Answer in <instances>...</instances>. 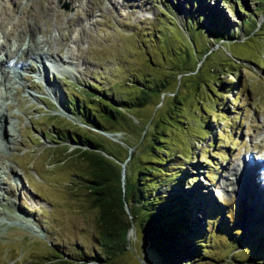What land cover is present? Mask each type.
<instances>
[{
    "label": "rangeland",
    "instance_id": "rangeland-1",
    "mask_svg": "<svg viewBox=\"0 0 264 264\" xmlns=\"http://www.w3.org/2000/svg\"><path fill=\"white\" fill-rule=\"evenodd\" d=\"M194 1L197 24L209 30L202 7L220 9L226 15L225 24L236 33L234 43H215L196 24L186 27L185 0H0L3 49L8 44L6 36L13 38L11 45L14 36L17 43L27 42L26 36L35 32L37 38L48 37L61 56H67L66 48L77 54V58L69 57L65 69L53 58V64L46 65L50 80L30 72V81L38 87H28L27 81L24 90L36 96L21 89L17 96L24 112L14 105L17 101L10 105V119L21 128L4 161L13 166L18 179L7 178V201L0 203V221H4L0 223V264H46L44 260L53 258L56 249L78 257L99 248L98 212L83 185L87 164L73 153L74 145L60 139L55 144L43 135L61 133V128L89 130L117 157L113 161L124 165V181L135 178L138 163L147 165L152 160L154 179L164 182L171 174L179 181L172 198L191 200L192 192L201 194L197 200L203 213L194 239L203 252L193 264H264V204L251 201L242 189L244 176L239 174L247 159L264 161V66L258 67L264 63V24L246 40L240 24L243 17L245 24L249 19L234 10L238 8L234 0ZM238 1L247 13L257 14L258 23H264V0ZM70 22L72 33L65 39L62 35ZM225 34L230 39L234 35L231 30ZM190 44L196 45L198 57L192 55ZM207 44L215 50L213 57L200 66L199 75L186 76V69L198 64ZM228 50L255 62L231 65ZM8 55L12 56L7 54V59ZM213 65L225 68L210 72ZM48 82L51 90L44 86ZM173 88H177L176 98L168 93ZM144 96L142 106L122 104L123 114L116 115L111 133L93 130L79 120L83 118L79 107L109 103L108 98L131 102ZM172 119L182 123L174 126ZM156 136L163 141H157L158 150L151 153L146 144ZM128 154L134 159L127 160ZM158 159L166 161L160 164ZM17 217L38 231L13 222ZM126 237L132 249L122 256L124 264H142L138 255L148 264H164L134 229L128 228Z\"/></svg>",
    "mask_w": 264,
    "mask_h": 264
},
{
    "label": "trees",
    "instance_id": "trees-1",
    "mask_svg": "<svg viewBox=\"0 0 264 264\" xmlns=\"http://www.w3.org/2000/svg\"><path fill=\"white\" fill-rule=\"evenodd\" d=\"M190 1L194 6L193 9L190 8ZM226 1L227 0H224V2ZM234 2L238 5V8L235 7L234 10L241 15L246 14L249 19L247 24H245L247 19L246 17L242 18L243 24H240V29L245 31L246 40L252 39L260 32L259 29L264 23H258L256 18L257 14H255V12L247 13L244 5L238 0H234ZM196 7H198L196 1L185 0L184 10L186 14V27H193L196 24L200 30H203L205 37L208 35L215 43L222 41L232 42V40L235 39L236 33L231 27L228 28V25L225 24L228 23V21L226 15L221 12L220 9L215 8V10L211 9L209 11L208 7H202V14L206 15L208 18L206 26L209 30H206L203 24H197L196 17L199 15L197 16L195 13L192 14L195 12L192 10ZM228 30L234 33V35H231V39L228 37L226 38L225 33H227ZM206 42H208V38ZM195 48L196 45L191 46L192 55L197 56ZM211 48L212 46L209 44L202 48L199 53L200 58L198 59V64H194L191 70L186 69V76L196 77L199 75L201 71L200 66L213 57L212 55L215 50ZM228 51L226 56L230 58L231 65L238 64L239 62L237 61L255 62L253 59L238 57L233 55L230 50ZM262 58H264V55ZM263 66L264 63L262 66L259 65L258 67L260 68ZM215 67L217 68L216 65L210 66L208 70L213 72ZM224 68L225 67L217 68V70L222 71ZM180 87L181 83L179 82L177 88ZM177 88L176 91L173 88L171 91H168V93L176 98ZM158 91L161 92L162 90L158 89ZM100 92L103 93L104 90H100ZM104 95H106V92H104ZM108 100L111 102L107 103L104 101L101 105L99 104L97 106L89 104L87 108L79 107V113L83 117L79 119L80 122L87 127H91L93 130H103L111 133L116 128V115L118 113L123 114V105H134L135 107L142 106L147 100V97H140L131 102H129L130 100L122 102L121 100H114L111 98H108ZM75 104L77 103L75 102L74 105ZM62 105L66 108L65 104ZM66 110L68 111L67 108ZM100 117L102 120H100ZM172 121L174 126H176L175 123L180 122V120H176L175 122L173 119ZM61 129V133L59 131H57L58 133L53 131L50 135L46 132H44L43 135L46 140L55 144L58 143L55 140L60 139V141L64 143L68 142L74 145L76 151L73 153L81 156L87 164L83 185L88 187L90 202L98 212L97 225L99 234L97 242H99V248H97V250H92L90 254L86 253L78 257H68L60 252L59 249H56V255L53 258L44 260L46 264H124L122 256L127 249H132V244H130L126 237L128 228L131 230L134 229L135 232L139 233L145 243L154 249L153 251L160 263L193 264L195 260L200 261L202 257L200 252H203V250L200 248L199 243H197V239H194L199 230L198 226L201 225L200 216L201 213H203V206L200 205L197 200L198 197L201 196L198 191H195L194 194L192 192L193 196L191 200L190 198H172L174 192L172 189L178 186L177 183H179V181L176 180L175 175L171 174V177L164 182L159 181L158 178L154 179L152 175L155 172V168L152 163H155V161L152 160L146 161L148 163L147 165H145V163H142V165L138 163L139 167L134 173L135 178L129 182L128 178L124 181L120 171L121 165L113 161L117 159V157L105 149L96 138L92 137L89 130L80 131L77 128ZM85 131H87V133ZM157 141L162 142L163 140H161L159 136L153 137L151 141H148V144H146V149L151 153H153L154 150L156 152L158 150L156 148L157 146H155L157 145ZM64 143H62L63 147H68ZM139 144H141V141ZM69 152L64 153L65 157L69 156ZM171 154L174 153L171 152ZM106 156H111L112 159ZM125 158L129 161L134 159L130 154ZM164 161H166V159L162 161L159 159L156 160V162L160 164H163ZM119 162L122 164L125 161L119 160ZM125 163V165H127V162ZM161 187L164 188L160 189ZM168 190L171 193H167ZM125 208H127V210H125ZM222 212H225V210L219 213L222 214ZM203 219L206 220V216H203ZM221 220L223 224L226 225L224 218H221ZM138 257L139 259L142 258L139 255ZM142 264H148V262L143 259Z\"/></svg>",
    "mask_w": 264,
    "mask_h": 264
},
{
    "label": "bare ground",
    "instance_id": "bare-ground-1",
    "mask_svg": "<svg viewBox=\"0 0 264 264\" xmlns=\"http://www.w3.org/2000/svg\"><path fill=\"white\" fill-rule=\"evenodd\" d=\"M29 25L32 24L29 22ZM65 28L66 33L62 35V37L67 39L72 33V23L70 22ZM1 32L3 35H6V31H4V29L1 30ZM41 32L43 35L45 34L44 31L41 30ZM34 34L35 32L33 34L29 33V35L26 36L28 38H25L27 42L20 43H17L18 39L16 36H14L15 40L11 45L9 44V41L13 38L9 40L8 36H6L5 39L6 41H8V44H6L7 47H9L8 50L7 47L6 49H3V44H0V159H2V162H0V203H5L7 201L6 195L4 194V192H7V190H9V182L7 183V178L11 177L12 180L18 179L13 166L8 162L4 161V158H7L10 149L14 148L13 145L16 142V136H18L16 135L17 129L21 128H18L19 124L15 123L16 121L14 122L10 119L13 117L12 113L9 112L10 105L13 103V100H15L17 101V103L14 105L18 108V110L24 112L19 107L20 103L19 97L17 96V92L21 89L24 90V88L27 87H25L27 81H29V83L27 84L28 87H38L37 85H34L32 81H30V72H37L40 77H44L46 80H50L47 73L49 72V70L47 66L42 63V59L45 58L44 56H47L46 58H54V60L59 63V66L65 69L67 67V64L71 62L69 57L74 58L77 55H75L74 52L71 51L69 48H66V52H68L69 54L67 53V56H65V58L61 56L60 53L58 54V52L53 48L54 46L52 47L50 45L48 37L41 39L40 37L37 38ZM1 43H3V41ZM41 43H43V46L41 45ZM58 51L61 52V49H58ZM55 52L57 56L53 57V53ZM7 54H11L12 56L9 57L8 55L9 58L7 59ZM50 72H52V69H50ZM49 83L50 82L46 83V85L44 86H47V88L51 90L53 87L50 85L51 83ZM24 92H26L32 98L36 96V94L30 92L27 89H25ZM260 165L264 166V161L261 163L254 161V159H247V161L242 162V169L239 174L241 177L244 176V185L242 189H246V195H248L249 198L252 199L251 201L254 204L257 203L262 205L264 204V186L262 185L263 187H260V183H264V178L260 170ZM235 178H237V174L235 175ZM255 186H259L260 188H257ZM3 222L4 221H0V223ZM13 222L20 223V225L32 229L34 230V232L38 231L33 225L29 224L30 222H24L18 217Z\"/></svg>",
    "mask_w": 264,
    "mask_h": 264
},
{
    "label": "water",
    "instance_id": "water-1",
    "mask_svg": "<svg viewBox=\"0 0 264 264\" xmlns=\"http://www.w3.org/2000/svg\"><path fill=\"white\" fill-rule=\"evenodd\" d=\"M123 167H124V165L121 167V173H122V171H123ZM128 208V207H127ZM127 208H125V210H127ZM130 231H132L131 229H129ZM141 259V261L143 262V260H142V258H140Z\"/></svg>",
    "mask_w": 264,
    "mask_h": 264
}]
</instances>
